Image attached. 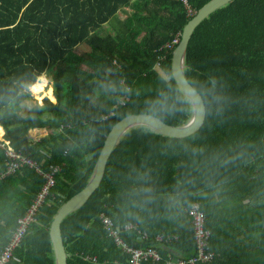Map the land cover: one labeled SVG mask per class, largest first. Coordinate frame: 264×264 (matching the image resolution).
Listing matches in <instances>:
<instances>
[{
	"label": "trees",
	"instance_id": "obj_1",
	"mask_svg": "<svg viewBox=\"0 0 264 264\" xmlns=\"http://www.w3.org/2000/svg\"><path fill=\"white\" fill-rule=\"evenodd\" d=\"M209 1L0 0V135L42 173L58 169L8 264H55L52 220L89 182L117 122L191 120L172 74L175 49L159 50L180 40ZM183 74L203 100V126L183 139L146 126L125 133L99 187L60 223L67 264H127L101 215L126 245L158 250L159 264L186 259L193 203L210 232L208 264H264V0H233L206 17L189 39ZM28 90L55 103L42 99L22 115ZM31 130L45 132L31 139ZM6 161L0 146V254L44 184L28 166L3 176Z\"/></svg>",
	"mask_w": 264,
	"mask_h": 264
},
{
	"label": "water",
	"instance_id": "obj_2",
	"mask_svg": "<svg viewBox=\"0 0 264 264\" xmlns=\"http://www.w3.org/2000/svg\"><path fill=\"white\" fill-rule=\"evenodd\" d=\"M233 0H210L202 6L194 17L184 27L179 43L176 45L172 55V74L179 91L190 102L193 110L191 120L179 127L171 126L158 117L148 115H137L126 117L117 122L105 138L97 157L94 172L87 185L76 195L67 200L57 211L49 228V236L54 252L55 264H67V256L61 237L60 223L68 214L80 208L99 187L107 168L109 155L115 144L125 133L136 126H146L154 129L161 135L183 139L198 132L204 124L206 112L201 96L189 85L183 74V62L189 39L195 28L211 13Z\"/></svg>",
	"mask_w": 264,
	"mask_h": 264
},
{
	"label": "built area",
	"instance_id": "obj_3",
	"mask_svg": "<svg viewBox=\"0 0 264 264\" xmlns=\"http://www.w3.org/2000/svg\"><path fill=\"white\" fill-rule=\"evenodd\" d=\"M181 2L186 6L187 0H181ZM179 43V37L176 36L172 41L168 42L165 46H163L159 51H171L174 50L176 45ZM166 58L164 56L159 58V63L157 67H160L162 63H164ZM47 85H45L44 89H47ZM113 116L112 114L110 117ZM107 117L104 118L106 120ZM0 146L5 149V154L7 156L6 161V170L3 176L12 175L17 170H19L22 166H28L33 168L36 173H38L43 179L44 184L40 188L39 192L35 196L29 208L26 210L23 216L17 219L16 228L11 233V236L4 246L1 254H0V264H8L13 251L19 245L21 240L27 233V230L30 224L35 219V213L43 202L45 196L48 195L49 189L54 184L53 175L57 172V168H50V173H42L37 165L32 162V160L28 159V157L23 156L22 154L13 150L11 146H9V142L3 140V134L0 137ZM186 214L190 219V223L193 230V242H194V254L186 259H169L166 264H208L214 258V253L210 250L209 247V239L210 232L205 227V215L203 211L200 209L198 203H193L186 209ZM102 224L109 236L112 238L113 243L120 250H122L125 254L128 255L127 264H144L147 261H151V263L159 264L162 261V256L153 247L148 248H135L126 245L119 236V232L113 228V225L108 219V217L101 215L100 216ZM136 229L135 226L125 225L124 230ZM142 238H146V234H142ZM158 241L162 242L163 239L161 237L157 238Z\"/></svg>",
	"mask_w": 264,
	"mask_h": 264
},
{
	"label": "rangeland",
	"instance_id": "obj_4",
	"mask_svg": "<svg viewBox=\"0 0 264 264\" xmlns=\"http://www.w3.org/2000/svg\"><path fill=\"white\" fill-rule=\"evenodd\" d=\"M125 15V12H120L119 14H118V17L119 18H122L123 16ZM105 27H107V26H105ZM104 27V28H105ZM104 31H107V29L105 28V30ZM106 33V32H105ZM81 47L82 48H80V50H78V51H81L82 49H85L87 46L86 45H81ZM44 79L45 80H47V82H48V84H49V88L51 89V83H50V79L48 78V76H44ZM45 90V89H44ZM28 92H29V90H28ZM29 94H30V96H31V100L29 101V103L27 104V105H25L24 107H23V111H22V115H24V113H25V110H27L28 108H29V106H33V104L34 103H36L37 105H40V103H41V100L42 99H47V100H49L48 98H41L40 99V95L38 94V92H36V91H31V93L29 92ZM33 96H32V95ZM37 98V100H36V98ZM51 103H55V100H54V102H52L51 100H49ZM45 131H43V130H31L29 133H28V136L32 139V138H35V137H37L38 135H40V134H43ZM2 135H0V137H1Z\"/></svg>",
	"mask_w": 264,
	"mask_h": 264
},
{
	"label": "clouds",
	"instance_id": "obj_5",
	"mask_svg": "<svg viewBox=\"0 0 264 264\" xmlns=\"http://www.w3.org/2000/svg\"><path fill=\"white\" fill-rule=\"evenodd\" d=\"M237 158H239V157H237ZM226 162H230V161H226ZM144 191L146 193H151V189H147L146 188V189H144ZM153 198H154L153 196L149 195L148 198H147V200H146V202H150Z\"/></svg>",
	"mask_w": 264,
	"mask_h": 264
},
{
	"label": "crops",
	"instance_id": "obj_6",
	"mask_svg": "<svg viewBox=\"0 0 264 264\" xmlns=\"http://www.w3.org/2000/svg\"><path fill=\"white\" fill-rule=\"evenodd\" d=\"M44 78V77H43ZM48 83V82H47ZM51 91H52V89H51ZM2 134H4V132L2 133Z\"/></svg>",
	"mask_w": 264,
	"mask_h": 264
},
{
	"label": "bare ground",
	"instance_id": "obj_7",
	"mask_svg": "<svg viewBox=\"0 0 264 264\" xmlns=\"http://www.w3.org/2000/svg\"><path fill=\"white\" fill-rule=\"evenodd\" d=\"M11 259H12V258H11ZM11 259H10V260H11ZM9 263H10V261H9Z\"/></svg>",
	"mask_w": 264,
	"mask_h": 264
}]
</instances>
